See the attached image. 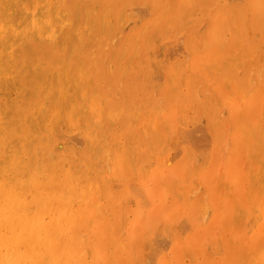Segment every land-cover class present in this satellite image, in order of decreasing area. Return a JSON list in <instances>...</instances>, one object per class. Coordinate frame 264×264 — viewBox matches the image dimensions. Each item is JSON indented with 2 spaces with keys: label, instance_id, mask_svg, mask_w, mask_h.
I'll return each instance as SVG.
<instances>
[{
  "label": "bare ground",
  "instance_id": "bare-ground-1",
  "mask_svg": "<svg viewBox=\"0 0 264 264\" xmlns=\"http://www.w3.org/2000/svg\"><path fill=\"white\" fill-rule=\"evenodd\" d=\"M262 56L264 0H0V264H264Z\"/></svg>",
  "mask_w": 264,
  "mask_h": 264
},
{
  "label": "rangeland",
  "instance_id": "rangeland-1",
  "mask_svg": "<svg viewBox=\"0 0 264 264\" xmlns=\"http://www.w3.org/2000/svg\"><path fill=\"white\" fill-rule=\"evenodd\" d=\"M261 64V65H260ZM259 66H260V68H262L261 66H264V56H262V57H259L258 58V60H257V63H256V67L255 68H252V70H251V75L252 76H258V73H257V75H256V70L258 69L259 70ZM261 71H264V68H262V69H260L259 70V77H260V74L262 73ZM220 108H221V110H220ZM223 108V109H222ZM215 111L216 112H220L219 114H218V118H219V120H224V118H225V112H226V109H225V106H220V105H215ZM224 116V117H223ZM227 122V120H224L223 121V124L224 123H226ZM189 124V123H188ZM187 124V125H188ZM198 124V123H197ZM188 125L189 127H188V131L185 133L186 135H187V137H188V140H190V141H194L193 143L194 144H198L197 145V147H198V150H199V152H203L202 154H208V153H210V148H211V139H210V136H209V133L207 132L208 130L205 128V126H204V124H203V122H200V124L199 125H201V127L203 128H205L204 130H206V133H205V131H203L202 130V128L200 129V127L198 126V125ZM226 125V124H225ZM196 126V127H195ZM198 126V127H197ZM226 126H228V123H227V125ZM229 127V126H228ZM228 127H226V130L228 129ZM194 128V129H193ZM191 130V131H190ZM194 130V131H193ZM202 130V131H201ZM228 131V130H227ZM198 134H197V133ZM201 132V133H200ZM191 133V134H190ZM203 133V134H202ZM205 133V134H204ZM193 134V135H192ZM195 134V135H194ZM191 136V137H190ZM209 136V137H208ZM199 137V138H198ZM192 138V139H191ZM196 141H198V142H196ZM208 141H210V144H208ZM196 142V143H195ZM201 144H200V143ZM205 144V145H204ZM201 145H202V147H201ZM222 146L224 145V143H222L221 144ZM200 147V148H199ZM225 147V146H224ZM209 149V150H208ZM209 151V152H208ZM194 188V187H193ZM198 191V190H197ZM193 192L194 193V196H196V195H198L199 193L198 192ZM203 196V195H202ZM201 198V197H200ZM205 199H207L206 197H205ZM200 200V202H202V201H204V204L206 203L205 201L206 200H202V199H199ZM208 200V199H207ZM203 204V203H202ZM204 207H205V205H204ZM204 210V209H203ZM205 223V221H203V223L202 224H204ZM251 225V224H250ZM165 242H166V240H165ZM164 244V243H163ZM166 244H167V247H166V245H165V248H163V249H165V250H167L168 249V243L166 242ZM164 245H161L162 247L164 246ZM147 249V248H146ZM144 250V254H145V258H148V256L147 255H150L151 254V252L149 251V249H147V250ZM147 251V252H146ZM147 253V254H146ZM148 253H150V254H148ZM150 257H152L151 255H150ZM149 257V258H150ZM247 264H253V262H252V260H248L247 262H246Z\"/></svg>",
  "mask_w": 264,
  "mask_h": 264
}]
</instances>
